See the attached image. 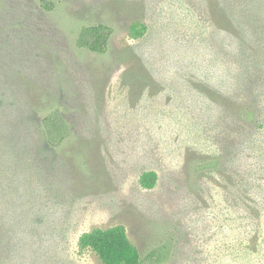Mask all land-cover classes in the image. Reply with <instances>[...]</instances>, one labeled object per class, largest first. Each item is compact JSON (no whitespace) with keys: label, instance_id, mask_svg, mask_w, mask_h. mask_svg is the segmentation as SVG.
Masks as SVG:
<instances>
[{"label":"rangeland","instance_id":"374dc122","mask_svg":"<svg viewBox=\"0 0 264 264\" xmlns=\"http://www.w3.org/2000/svg\"><path fill=\"white\" fill-rule=\"evenodd\" d=\"M44 1L0 0L5 94L30 113L23 136L41 172L13 166L21 182L0 189V264H103L79 237L118 224L142 264H264V142L231 164L213 158L240 124L234 103L211 91L225 70L216 37L243 43L205 16L215 0ZM98 23L112 28L105 53L76 42ZM48 115L64 123L51 127L55 145L41 133ZM148 170L153 188L140 183Z\"/></svg>","mask_w":264,"mask_h":264},{"label":"trees","instance_id":"16d2710c","mask_svg":"<svg viewBox=\"0 0 264 264\" xmlns=\"http://www.w3.org/2000/svg\"><path fill=\"white\" fill-rule=\"evenodd\" d=\"M224 1L225 3H223ZM43 3L46 4L44 0ZM234 3L237 6V2ZM234 3L233 0H222V2L215 0L213 9H210L211 7L207 6L206 3V8L203 11L207 18L209 12H213L216 16L215 23L224 24L228 32L232 35L236 33L239 39L243 40V43H239L235 37H229L226 41L225 37L221 35L225 32L221 31L216 37L218 43H216V48L213 51V57L223 61V69L225 70L219 75V81L215 87L211 88V91H216L223 99L233 102L235 112L237 109V117L240 120L236 133L234 132L233 137L228 139L230 149L228 153H224L223 150L213 157H219L221 162L229 158V164L233 163L234 157L237 156L236 150L239 149L241 154L245 156L250 152L251 142L254 143L256 140H261L260 143L264 142V108L256 107L258 96L260 92H263L258 89L264 86V52L260 53L256 48L252 49L256 40H258L257 44H264V17L259 19L260 15L256 9L264 7V4L260 5L256 0H250L241 5L245 7L244 11L233 10L229 12L228 6L233 7ZM45 8L49 9L50 7ZM250 27H254L255 30H249ZM146 30L147 27L143 29L142 27H134L132 33L138 35V33L142 34ZM111 34L112 28L104 23L89 25L81 29L76 42L78 46L92 52L105 53ZM226 46L238 49V51L230 52ZM237 57L240 62L236 60ZM7 66V63L0 64V187H2L0 189L8 188L13 191L22 179L20 175L12 172L13 166L19 170H23V168L33 170L27 174L34 177L40 175L41 172L39 170L40 162L34 159L33 150L30 149L31 144L27 143L23 136V134H28L26 129L29 130L23 121L30 117V113L22 112L23 109L17 112L13 107V102H10L5 94L9 80L6 71ZM226 81L230 85L224 88ZM235 93H238L236 97ZM242 96L246 102L242 103ZM212 106L207 104L208 108L214 109ZM232 114L235 115L233 112ZM43 124L44 131L41 128V133H44L45 137L48 136L49 144L55 145L56 143L50 134L51 127L59 130V127L64 125L62 119L48 115L44 117ZM210 127L211 125L208 126V131L211 129ZM258 143L256 142L252 146L255 147ZM230 151L234 153H230ZM157 179V173L154 170H148L141 174L140 183L145 188H153ZM30 186L32 185L30 184ZM18 190L23 191L24 188L20 187ZM30 193L33 191L31 190ZM78 242L81 247L92 249L103 264L143 263L139 249L130 240L125 226L121 224L105 228H92L83 232Z\"/></svg>","mask_w":264,"mask_h":264}]
</instances>
